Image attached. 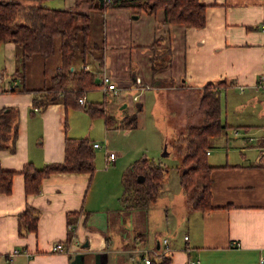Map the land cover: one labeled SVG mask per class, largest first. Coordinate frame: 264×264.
<instances>
[{
  "label": "crops",
  "instance_id": "obj_1",
  "mask_svg": "<svg viewBox=\"0 0 264 264\" xmlns=\"http://www.w3.org/2000/svg\"><path fill=\"white\" fill-rule=\"evenodd\" d=\"M108 1L92 0L93 4ZM201 1L205 4L202 26L165 22L161 7L152 12L141 9L136 14L123 6L108 5L104 10L87 4L80 7L100 18L101 60L86 63L96 73V81L105 71L117 85L110 94L120 105L113 106L110 100L106 104L112 122L115 118L120 122L128 105L126 115L136 112V123L142 122L145 90L154 89L160 106L163 103L171 136L199 122L200 88L209 81L220 82L217 88L225 143L219 144L223 148H211L217 145L220 133L210 139L206 149L211 165V207L190 209L181 194L178 203L187 213L181 220V236L179 225L148 228L149 208L156 199L143 207H128L122 202L121 174L119 177L115 169L109 170L118 160L111 139L114 128L104 118V141L94 148H101L103 155L113 151V160L107 162L104 155L105 166L100 164L92 173L50 172L42 177L38 191H24L20 170L26 162L35 167L62 162L65 138L86 130L71 131V107L61 102L33 109L32 90L49 83L60 64L59 50L48 57L33 56L21 77L16 71L21 64L18 46L13 41L0 43V111L15 109L17 121L13 148H0V165L14 171L10 192H0V264H142L144 254L163 258L167 264H186L188 259L198 260L197 264H258L260 254L264 255V90L257 85V76L264 69V0ZM57 2L62 5L42 3L71 8L75 0ZM111 15L116 16V22L110 30L107 23ZM168 47L170 61L152 72V55ZM34 72L40 73V78ZM13 81L17 89L7 90ZM189 98L193 100L188 102ZM228 99L234 102L235 110L248 106L240 120L250 123L232 126L225 115L222 120L221 103L226 108ZM168 112L175 117L174 125ZM229 128L232 137L227 136ZM121 129L127 133L130 128ZM90 141L96 142L93 138ZM27 206L37 212L34 229H28L19 216ZM56 242L62 249H53ZM13 249L18 252L11 256Z\"/></svg>",
  "mask_w": 264,
  "mask_h": 264
},
{
  "label": "trees",
  "instance_id": "obj_2",
  "mask_svg": "<svg viewBox=\"0 0 264 264\" xmlns=\"http://www.w3.org/2000/svg\"><path fill=\"white\" fill-rule=\"evenodd\" d=\"M44 0H0V43L13 41L18 46L21 71L35 55L51 56L58 49L60 64L47 85L32 90V104L37 109L44 108L49 102H61L65 107L80 108L91 116H102L105 123H112V115L105 109L104 101L79 102L85 92L99 88L96 73L87 69V57L91 54L88 45L90 15L80 7L105 9L108 5L128 7L133 13L139 10L152 12L157 7L163 9V21L182 23L186 26L204 24L205 4L201 0H109L106 4H93L92 0H75L71 8H55L44 5ZM103 41V40H102ZM170 48H163L152 55V72L165 67L170 61ZM101 60V55L96 56ZM73 64V65H71ZM73 66V69H70ZM21 69V70H20ZM21 77L22 73L19 74ZM218 83L206 82L200 88L199 108L202 121L188 125L178 133L172 142V149L180 157L177 166L179 183L186 192L190 209H209L210 206V169L206 149L212 137L221 133L225 124L220 119V99ZM17 89V88H15ZM140 106H136L139 110ZM120 127L133 128L136 125V112L125 115ZM15 109L10 107L0 111V148H13L17 131ZM64 160L35 167L26 162L20 172L23 175L26 193L39 190L42 177L53 171L73 170L94 171V147L87 137H66ZM164 165L147 157L131 162L121 173L123 185L122 202L128 207L148 206L157 197L159 188L165 180ZM14 171L0 165V192L11 190ZM143 175L142 181L137 177ZM28 229L36 226L37 212L31 207L19 213ZM149 264H167L166 260L151 257Z\"/></svg>",
  "mask_w": 264,
  "mask_h": 264
},
{
  "label": "rangeland",
  "instance_id": "obj_3",
  "mask_svg": "<svg viewBox=\"0 0 264 264\" xmlns=\"http://www.w3.org/2000/svg\"><path fill=\"white\" fill-rule=\"evenodd\" d=\"M95 1H98V0H95ZM45 2H48L50 5H57V6L62 5V4H59L57 0H48V1L44 0L43 3ZM99 20L100 18L97 17L96 15L90 16V28H89L88 38H87L89 47L90 48L93 47L91 48V54L88 55L87 57V61H89L90 63L92 61L97 60L96 56L101 55V46H102L103 38H102V33L100 34L101 29H100ZM115 22H116V16L111 15L107 23V28L109 27V29L111 30ZM51 60H54L53 56ZM23 71L24 70H21L17 73L21 74ZM34 74L37 78L40 73L34 72ZM97 84H99V80H97ZM122 91H124V89ZM145 91H147V96L145 97L144 106L142 110V113L145 114V119L142 120V122L138 124L136 123L135 127L127 129L128 130L127 133L124 132L123 129H121L123 127H120L119 119L116 120L115 118V121H113L109 125V127L114 128V133L111 139L114 143V145L112 144L113 149L118 154L117 155L118 160L115 163L116 166L109 168V170L115 169L116 173H118L120 177V174L122 173L125 167H127L134 160L139 159L141 157H147L148 159H151L154 162H159L161 165L166 166L165 167V170H166L165 181L163 184L164 187L161 190L162 193L161 191L160 192L158 191V194H157L158 196L156 197L155 203L149 208L148 224L147 222L146 224L148 228L156 227L158 224H161L163 226H173V227L175 225L177 226L179 225L177 227L178 228L177 232L181 236L183 233L182 228H181L182 227L181 220L186 218L187 213L186 211L180 209L178 202L180 201L181 194H183L185 198V203L187 205L190 203V200H188L189 198L186 192H183L182 187L179 183L177 166L180 163V157L175 154L174 150L171 147L172 142L174 138L178 135V133L174 132L170 136L169 133L171 131L169 130L168 127H166L168 126V124H166V121L164 120V115L166 113L165 111H163V103L160 106L159 104L160 101L156 95L155 90L147 89ZM102 92L103 91L101 90L100 87L94 88L93 90H88L87 92H85V95L87 96L86 101H98V102L104 101L106 111H107L106 104L109 103L107 102V100L113 101V106L120 105L119 104L120 102L117 101L115 96L110 94L111 93L110 91L104 92L106 94H103ZM124 92L122 94H125ZM228 92H232V91H228ZM127 93L131 94V92H127ZM34 94L38 95V92ZM159 95H161V93H159ZM223 96H222V100H224ZM228 97L230 99L232 96H230L229 94ZM229 99H228L226 108L224 107L223 101L221 103L222 120H225L226 118L227 122L231 123L232 126H234L235 123L237 124L250 123V122H247V119L240 120L241 117L246 116V108H248V106H246L245 109L241 111L235 110L233 109L234 102L229 101ZM191 100L193 99L189 98V100L187 101L189 102ZM157 101H158V106L156 105ZM183 103L184 105H186L185 101H183ZM194 105H195V100H194ZM173 107L174 109H176V104L173 105ZM224 109L225 110L227 109L226 113L224 112ZM68 112H69V116H68L69 125H72L71 122L74 124V127L72 126L73 128L71 131L76 132V133L77 132L82 133L84 130L87 131L89 128L90 129L89 132L91 134L89 139L91 140L93 138V140H96L102 144V140L104 139L103 134L105 131L102 116L100 115L91 116L85 110L80 109V108H73V107L68 109ZM123 112L125 113L124 115L128 114L129 105ZM199 114H200L199 122H201L203 118V114L201 110L199 111ZM170 115L171 113L168 112V117ZM224 115H225V118H224ZM174 118H175L174 116H170L169 118L171 125H174ZM261 125H264V122ZM70 129L71 128H69V131ZM240 129H243V128L240 127ZM86 131L77 137H86ZM226 131L229 134L227 135L228 137L233 136L231 128H229V130H226ZM251 133H250L251 135H254L253 132ZM223 134L224 132L222 129L221 134L219 136L220 139L217 142V145L211 146V148L213 149L223 148V146L219 145L220 143H222V145H224L225 143V137ZM227 148L228 146L225 149ZM163 152L165 155L162 156L161 154ZM94 153H95L94 160H93L94 167L95 169H98L97 166H99L100 164L104 165L105 163V160H104L105 154L103 155L101 148H94ZM97 157H98V161H97ZM128 161H131V162L127 165L126 163ZM110 166L111 165H109L108 167ZM180 189H181V192L179 194ZM130 220H131V217H130Z\"/></svg>",
  "mask_w": 264,
  "mask_h": 264
},
{
  "label": "built area",
  "instance_id": "obj_4",
  "mask_svg": "<svg viewBox=\"0 0 264 264\" xmlns=\"http://www.w3.org/2000/svg\"><path fill=\"white\" fill-rule=\"evenodd\" d=\"M105 1H107V0H105ZM263 24H264V22H263ZM70 69L72 70L73 66H70ZM139 82H140L139 79L136 78V83L138 84ZM257 85L259 88L264 90V69L261 70L257 76ZM16 87H17V83H16V81H13L12 83L8 84L7 90H14ZM99 87L101 88V90L103 92H107V91L113 92L117 89L115 82L112 81L111 77L106 72H102L100 77H99ZM78 100H79V102H83L84 98L80 97ZM33 109L38 110L34 106H33ZM92 146L98 147V146H100V142H97V141L92 142ZM206 153H208V150H206ZM114 156H115V153L113 151H106L105 152V160L107 162L110 160H113ZM184 238L186 239L187 236H184ZM163 243H166L165 239L163 240ZM53 249H57V250L62 249V244L60 242H56L55 244H53ZM17 252H18V249H13L10 252V255L12 256L13 254H15ZM9 258H11V257H9ZM150 259H151L150 256L144 254L142 264H149ZM197 263H198V260H190V259H188L186 262V264H197ZM258 264H264V255L263 254H260V256L258 258Z\"/></svg>",
  "mask_w": 264,
  "mask_h": 264
},
{
  "label": "water",
  "instance_id": "obj_5",
  "mask_svg": "<svg viewBox=\"0 0 264 264\" xmlns=\"http://www.w3.org/2000/svg\"><path fill=\"white\" fill-rule=\"evenodd\" d=\"M134 17H135V15H134ZM142 179H143V177L141 175L137 177L138 181H142Z\"/></svg>",
  "mask_w": 264,
  "mask_h": 264
}]
</instances>
